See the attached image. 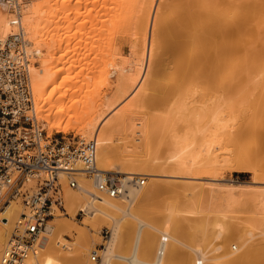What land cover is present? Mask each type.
Wrapping results in <instances>:
<instances>
[{
	"label": "bare ground",
	"instance_id": "6f19581e",
	"mask_svg": "<svg viewBox=\"0 0 264 264\" xmlns=\"http://www.w3.org/2000/svg\"><path fill=\"white\" fill-rule=\"evenodd\" d=\"M165 1L162 13L155 0H16V12L7 0H0V40L22 32L29 53L27 75L35 123L47 136L53 131H75L82 140L93 139L95 168L124 175L118 178L123 192L117 197L98 192L84 171L75 175L77 188L68 187L61 175L65 214L83 211L81 225L56 211L48 224V243L24 264H61L71 253L74 264H115L116 260L170 264L179 249L189 257L183 264H264V0ZM126 41L133 61L124 66L116 63L114 93L97 103L95 86L88 89L90 80L105 79L107 64L113 63ZM148 69L153 78L147 82ZM144 79L148 87L142 85ZM162 80L197 86L200 96L209 100L206 97L188 113L182 107L179 120L185 130L171 134L164 142L166 148L153 155V164L171 168L170 175H164L171 182L137 186L132 180L149 174L143 172L144 162L128 158L126 152L148 146L157 126L152 117L132 113L147 103H162L164 97L162 104L168 101L172 93L162 96L157 91ZM245 88L248 106L234 108L235 95ZM125 96L134 98L107 120L105 112L117 111ZM171 106L166 107L170 115L175 111ZM170 115L159 120H167L166 126ZM115 136L120 146L113 144ZM219 166L253 169L259 185L219 182L214 173ZM162 192L174 199L184 194L202 200L213 210L202 208V214L196 213L193 203L182 206V202L164 203L160 212L146 211L145 202ZM179 198L177 203L182 201ZM20 211L16 201L0 211V254L10 223ZM187 213L200 215L193 218L195 224L184 220ZM100 226L108 227L110 234L99 251L101 260L88 262L74 245L82 241L91 248ZM130 230V249L122 252L120 242ZM148 244L150 254L142 258L141 250Z\"/></svg>",
	"mask_w": 264,
	"mask_h": 264
},
{
	"label": "built area",
	"instance_id": "2783aa9c",
	"mask_svg": "<svg viewBox=\"0 0 264 264\" xmlns=\"http://www.w3.org/2000/svg\"><path fill=\"white\" fill-rule=\"evenodd\" d=\"M7 3L11 11H17L16 0ZM28 63L22 32L0 40V211L11 201L21 207L8 228L1 264H24L46 246L51 231L48 224L56 211L66 215L61 175L70 188H77L75 175L81 170L95 182L98 192L108 197L123 192L119 176L95 168L93 139L64 133L47 136L35 123ZM132 182L140 186L145 179L138 176ZM76 214L84 215L83 211ZM99 249L93 246L88 253L92 262L98 261Z\"/></svg>",
	"mask_w": 264,
	"mask_h": 264
},
{
	"label": "rangeland",
	"instance_id": "374dc122",
	"mask_svg": "<svg viewBox=\"0 0 264 264\" xmlns=\"http://www.w3.org/2000/svg\"><path fill=\"white\" fill-rule=\"evenodd\" d=\"M239 1V0H238ZM242 1H244V0H242ZM241 1V2H242ZM246 1V0H245ZM155 2L158 4V8H159V6H160V8L162 7V13H164L165 11H164V9H163V5L165 4V0H155ZM233 2H235V3H239V2H237V0H233ZM157 10H161V9H157ZM128 42L126 41V42H123V44H122V47H121V49H120V51H119V54H118V56H116V58H115V60H113V63L110 65V63H108L107 64V69H108V72H107V74L105 75V76H102V77H105V79H103V78H100V79H96V82H93V80H90V82L92 83H90V88L88 87V89L90 90H93L94 88H95V91L97 92V103H100V102H105L107 99H108V97L111 95L112 96V94L114 93V89H115V85H116V69H115V67H116V65L117 64H123L122 66H124V65H128V64H130L129 63V61H130V58L132 59V55L130 54L131 52V49L129 48L130 46L127 44ZM159 49H158V51H157V53L159 54ZM128 52H130V53H128ZM120 56H122V57H120ZM131 56V57H130ZM155 58L157 59V58H159V55H156L155 56ZM122 61V62H121ZM131 61H133V60H131ZM130 61V62H131ZM117 63V64H116ZM140 62H138V64H139ZM142 63V64H141ZM141 63L139 64L140 65V67H141V71L143 70V67H144V64H145V59L143 60V61H141ZM115 64V65H114ZM111 66V67H110ZM119 66V65H118ZM149 70V69H148ZM114 71H115V73H114ZM150 73V74H149ZM146 74H148L147 76H146V81L148 80H151L152 78H153V75H151V70H149V72L147 71L146 72ZM150 75V76H149ZM145 79H144V81H145ZM143 81V82H144ZM146 81L144 82V83H142V85L143 84H145L146 83ZM147 81V82H148ZM104 84V85H103ZM160 86L158 87V89H161V90H158L157 89V91H161L160 93L159 92H154L153 91V93H154V95H156L157 94V96H158V93L160 94V95H162L161 93L163 92V93H165V94H169V93H172V95H170V96H167L168 97V101H166L165 102V104H162L163 103V101H165L164 99H166L165 97L163 98V101L161 100V102L162 103H160V102H158L157 104H146L145 106H142L141 108H138V109H135V111L132 113V115H136L135 117H137V116H144V117H152L153 119H155L156 120V125L155 126H157V127H155L154 128V131H153V134H152V137H151V140H150V143H148V146H146L145 148H141V149H139V151H136L135 153H133V152H131V151H129V153L128 152H126L127 154H128V158H130V159H134L135 158V160H139V161H142V162H144L143 163V165H144V168L146 169H144L143 170V172H145V173H147V174H149V176H145V175H142V174H140V175H138V176H143L144 177V179H145V182H144V184H143V187H144V185H145V187L146 186H148V184L149 185H151L152 183H165V184H167V183H169V182H171L170 181V178H168V177H166V176H164V175H170L169 173V171H171V168H167L166 166H164L165 168H163V167H159V166H157L156 164H153V155L156 153V152H160V150L161 151H163L164 150V148H166V145H165V143L170 139L169 137H171V134H173V133H177V131H178V134H181V132H183L184 130H185V124H184V122L182 123V121L181 120H179L180 118V116L183 114H180L179 115V113L181 112V108L183 107V111H187V113H188V111L191 109H194V107H198V106H200L201 104H200V101H202V102H204L205 100L207 101V99H208V97H207V99H206V97H203V96H200V94H199V90H198V88H195V87H197V86H187V85H182V86H179V85H176V84H173V83H171V82H168V81H166V80H162V81H160ZM95 86V87H94ZM144 86H147L148 87V83H147V85L145 84ZM94 87V88H93ZM197 90V91H196ZM248 92V89H241V91H239V93L238 94H236L235 95V97H234V101H233V107L234 108H237V107H239V106H248V101H249V97H246V98H244V95H246L245 93H247ZM134 95H136V93L134 94ZM247 95H248V93H247ZM110 96V97H111ZM162 96H164V95H162ZM249 96V95H248ZM109 97V98H110ZM105 98H107V99H105ZM124 98H126V99H124L121 103H119V105L117 106V111H111V110H109V111H106L105 112V114L104 115H106V117H107V120H108V118H113L114 117V115H116L117 114V112L118 111H120L121 109H122V107L123 106H125L132 98H134V96H132L129 100H128V98H129V96L127 97V96H125ZM159 98H162L161 96H159ZM82 99V98H81ZM105 99V100H104ZM172 99V100H171ZM203 99H205V100H203ZM167 100V99H166ZM209 100V99H208ZM100 101V102H99ZM170 101V102H169ZM173 101H175V102H173ZM168 102H169V104H168ZM179 102V103H178ZM173 103H175L176 105H175V107H174V104ZM77 104H79V103H77ZM121 104V105H120ZM171 104H172V106H171ZM181 104V105H180ZM161 105H163V106H161ZM171 106V107H174V108H171V109H174L175 111H173L172 112V110H171V115H170V113H169V109H167L166 107L167 106ZM179 105V106H178ZM197 105V106H196ZM176 107H177V109H176ZM180 107V108H179ZM187 107V109H185V108ZM193 107V108H192ZM99 111L101 110V109H103V105H101V106H99ZM247 108V107H246ZM115 109V110H116ZM120 109V110H119ZM158 109V110H157ZM179 109V110H178ZM185 109V110H184ZM137 110V111H136ZM160 110H162V111H160ZM168 111V113L169 114H167V113H165V111ZM178 110V111H177ZM152 112V113H151ZM164 113H165V116H164ZM174 113H175V115H176V117L174 116ZM186 113V114H187ZM113 114V115H112ZM138 114V115H137ZM159 114V115H158ZM184 114H185V112H184ZM185 114V115H186ZM109 115H111V116H109ZM166 115H170L169 117L172 119H170L169 118V120L168 121H170V123H166V126L164 125V123L167 121H165V122H163L162 120H164L165 118L164 117H166ZM172 115H173V117H172ZM183 116V115H182ZM187 116V115H186ZM157 117H158V119H157ZM160 118H164V119H161V121L159 120ZM173 118H174V120H173ZM157 121H160V122H163L162 124L160 123V122H157ZM172 121V122H171ZM176 121V122H175ZM179 121H180V123H179ZM171 123H172V127H171ZM173 123H176V124H173ZM179 123V124H178ZM182 123V124H181ZM40 124V123H39ZM170 124V125H169ZM168 125V126H167ZM177 125V126H176ZM181 125V126H180ZM164 128H163V127ZM171 128H170V127ZM174 126V127H173ZM169 128V130H168V128ZM157 128V129H156ZM161 128H163V129H161ZM165 128L167 129V130H165ZM176 128V129H175ZM171 129V130H170ZM176 131H175V130ZM163 130V131H162ZM172 130H174V131H172ZM162 131V132H161ZM165 131V132H164ZM167 131V132H166ZM170 131V132H169ZM154 132H155V135H154ZM157 132V133H156ZM158 132H160V134L158 133ZM165 133V135H164V133ZM56 133H61V132H56V131H53L50 135H53V134H56ZM169 134V136H167V134ZM64 134H74L75 135V131H70V132H68V133H64ZM161 134H162V136H164V137H162L161 136ZM76 136H78V135H76ZM166 137V138H165ZM90 138H92V137H90ZM115 139H114V141H113V144L114 145H116V146H120L121 145V141H119V139H118V137L117 136H115L114 137ZM161 138H163V141H162V139ZM89 139V138H88ZM168 139V140H167ZM167 140V141H166ZM165 142V143H164ZM131 153V154H130ZM138 163H140V162H138ZM114 169V171H118L119 170V168L118 167H115V168H113ZM253 169H251V170H237V169H232L231 167H227V166H219L217 169H215V171H214V173L215 174H217V178H218V181L219 182H224V183H228L229 181H230V183H245V184H251V185H255V186H258L259 185V181H258V179H256V175H257V173L255 172V171H252ZM166 171V172H165ZM235 173H237V174H235ZM162 174V175H161ZM115 175H117V176H124V175H121V174H116L115 173ZM168 179V180H167ZM220 179V180H219ZM162 181V182H161ZM166 181V182H165ZM169 181V182H168ZM258 181V182H257ZM172 182H174V181H172ZM175 182H178V181H175ZM184 182V181H183ZM186 182V181H185ZM257 182V183H256ZM178 183H180V182H178ZM182 183V182H181ZM176 195V194H175ZM168 196H170V197H168ZM174 197V195H167V194H165V193H160L158 196H155L153 199H149V200H147L146 202H145V204H144V209L146 210V211H148V212H160V210L163 208V207H165L168 203L169 204H179V205H181L182 204V202H183V204H182V206L183 205H186V206H189V205H191L192 203V208L194 207L195 209V211H196V213H201L202 211H201V209L203 210V212L205 211V209L207 210V208L208 209H211V206H209V205H207L205 202V204L203 203V201L202 200H197V199H195L196 200V203L194 202L195 200L193 199V200H190V199H192L190 196V198L188 199V196L187 195H185L184 196V194H182V195H176L178 198L180 197V196H182V198H181V203L179 202V203H177L178 202V198H176V199H174L173 197ZM173 199H172V198ZM170 198V199H169ZM180 198H179V200H180ZM184 198V199H183ZM171 200H173V202L171 201ZM174 200H177V201H174ZM171 201V202H170ZM189 201H190V203H189ZM148 202V203H147ZM187 202V203H186ZM166 205H165V204ZM189 203V204H188ZM146 205V206H145ZM178 205V206H179ZM194 205V206H193ZM203 205V206H202ZM198 206V207H197ZM208 206V207H207ZM200 207V208H199ZM149 208V209H148ZM158 208H159V210H158ZM164 209V208H163ZM211 210H213V208L211 209ZM201 211V212H200ZM202 212V213H203ZM76 213V212H75ZM195 212H193V214H194ZM201 213V214H202ZM213 213V212H212ZM212 213H210L209 214V216L211 215V218H212ZM188 214V215H187ZM187 214H185L184 216H186V218H184V220L186 219V222L187 223H189V224H195L196 222H192V220H193V218H194V220H196V218L197 217H199V216H197L196 217V215H198V214H196V215H192V214H189V213H187ZM189 215L192 217L191 218V222H188V220L190 221V218H189ZM62 216L63 217H66V218H68V219H70V220H72V221H74L76 224H78V225H81V216L79 215V214H74V215H64V214H62ZM182 215H180V217H181ZM188 216V217H187ZM179 217V218H180ZM181 219V218H180ZM188 219V220H187ZM199 219V218H198ZM184 220H182V222L184 221ZM193 220V221H194ZM198 221V220H197ZM185 221L183 222V224H184V226L185 225H188L187 223H186ZM108 231V232H105V231ZM95 234H97V238H95L94 239V241L91 243V248L93 247V246H96V247H98L99 246V251L104 247V245H105V240H106V238L109 236V234H110V231H109V229H108V227H104V226H100L99 228H98V230L96 231V232H94ZM129 237V238H128ZM88 238L89 239H91L89 236H88ZM131 240H132V230H130V231H128L127 233L125 232V234L123 235V238H122V240H121V242H120V249H121V251L122 252H127L129 249H130V244H131ZM229 243H231V241L229 242ZM229 243H227V248L228 249H230V246H229ZM86 246V244H84V242H79V244H77V245H74V250H82L83 251V258L86 260V257H87V261L88 262H92L90 259H89V255H88V253L91 251V248H89V247H85ZM146 246V247H145ZM150 244H148V245H144L143 246V248H142V250H141V257L142 258H147L148 256H149V254H150ZM146 250V251H145ZM85 251V252H84ZM147 251H149V252H147ZM179 254H178V256L176 257V258H174V259H172L171 261L172 262H170V264H183V262L185 263L186 262V260H185V258L187 259V260H189L188 258V256L186 255V253H185V251L183 250V249H179ZM181 253V254H180ZM185 253V254H184ZM86 254V255H85ZM99 254V253H98ZM145 255V256H144ZM84 256H86V257H84ZM182 256V257H181ZM187 256V257H186ZM185 257V258H184ZM178 258V259H177ZM180 258V259H179ZM183 259H184V261H183ZM101 260V258H100V255H99V260L98 261H100ZM174 260V261H173ZM97 261V262H98ZM96 262V263H97ZM182 262V263H181ZM169 263V262H168ZM61 264H74V258H73V254L71 253L69 256H68V258H66V259H63L62 260V263ZM115 264H127L126 262H124V261H120V260H116L115 261Z\"/></svg>",
	"mask_w": 264,
	"mask_h": 264
},
{
	"label": "trees",
	"instance_id": "16d2710c",
	"mask_svg": "<svg viewBox=\"0 0 264 264\" xmlns=\"http://www.w3.org/2000/svg\"><path fill=\"white\" fill-rule=\"evenodd\" d=\"M235 174H237V173H235Z\"/></svg>",
	"mask_w": 264,
	"mask_h": 264
}]
</instances>
